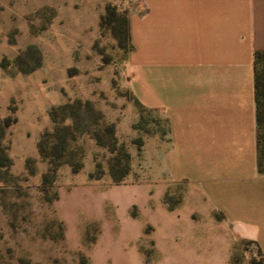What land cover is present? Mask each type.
<instances>
[{
	"label": "rangeland",
	"instance_id": "rangeland-1",
	"mask_svg": "<svg viewBox=\"0 0 264 264\" xmlns=\"http://www.w3.org/2000/svg\"><path fill=\"white\" fill-rule=\"evenodd\" d=\"M103 6L101 0H0V264L262 262L250 240L234 245L223 263L221 246L197 258L191 245L181 247L175 229H153L149 207L157 203L144 202L143 144L167 124L141 109L126 87L128 11L112 5L98 19ZM65 103L70 107L61 108ZM135 111L139 117L128 124ZM107 123L115 125V150L93 134L109 141ZM47 130L66 136L65 161L57 167L38 147ZM50 141L48 147L57 143ZM73 163L82 167L74 171ZM113 165L117 174L128 167L119 181ZM181 192L178 184L165 199L172 204ZM157 236L170 238L166 250Z\"/></svg>",
	"mask_w": 264,
	"mask_h": 264
},
{
	"label": "crops",
	"instance_id": "crops-1",
	"mask_svg": "<svg viewBox=\"0 0 264 264\" xmlns=\"http://www.w3.org/2000/svg\"><path fill=\"white\" fill-rule=\"evenodd\" d=\"M101 2L98 19L109 4L128 11L126 87L167 124L143 144L144 202L157 203L149 207L153 229H175L197 258L218 245L226 263L242 240L264 254L255 102L264 0ZM178 184L171 204L165 197ZM169 240L157 236L160 251Z\"/></svg>",
	"mask_w": 264,
	"mask_h": 264
},
{
	"label": "trees",
	"instance_id": "trees-1",
	"mask_svg": "<svg viewBox=\"0 0 264 264\" xmlns=\"http://www.w3.org/2000/svg\"><path fill=\"white\" fill-rule=\"evenodd\" d=\"M112 8V5H107L106 10H109ZM261 66V67H260ZM79 103H81L80 100H78ZM137 102L139 103V107L143 110H148L139 102L137 99ZM255 102H256V122H257V167L258 171L261 174H264V48L258 49L255 51ZM88 105V103H85V105ZM61 108L67 109L70 107V104L65 103L60 105ZM53 120L57 121V116L55 113V109L52 108L50 112ZM142 118V112L140 114ZM68 130L66 132H70L71 136L73 137V131L70 127H64V130ZM105 131L108 134V140L104 141L103 136L100 133H93L95 139L97 142L101 145H107L111 148V150H115L117 147V138L115 136V125L114 123H107L105 127ZM57 133V132H56ZM56 133H51L50 131H45L41 135V139L39 141L38 147L41 152V154L49 158L51 164L54 167L59 166L62 164L65 160H62V158L65 156V150H66V142H65V135H60ZM55 138L57 140V143L52 142V147H48V142L50 141V138ZM44 138H47V143L45 142ZM44 140V141H43ZM51 142V141H50ZM121 147V146H120ZM125 155L129 157V153L125 151ZM113 162H116L118 164L120 162V158L118 155L113 156ZM11 162V161H10ZM82 167V164H74L73 163V170L78 171ZM114 165L111 168V175L115 181H119L121 177H123L128 172V167H124L121 171V173L117 174L114 172L113 169ZM101 172L94 175L93 173H90L91 177L99 178ZM251 242L256 243L259 254L262 257V262L257 263L254 262V264H264V254L259 246V244L256 241L250 240Z\"/></svg>",
	"mask_w": 264,
	"mask_h": 264
}]
</instances>
